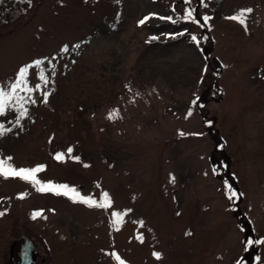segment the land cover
<instances>
[{"label":"rangeland","instance_id":"1","mask_svg":"<svg viewBox=\"0 0 264 264\" xmlns=\"http://www.w3.org/2000/svg\"><path fill=\"white\" fill-rule=\"evenodd\" d=\"M33 2L0 29V164L75 191L0 174V264L20 236L38 264H264V0Z\"/></svg>","mask_w":264,"mask_h":264},{"label":"trees","instance_id":"2","mask_svg":"<svg viewBox=\"0 0 264 264\" xmlns=\"http://www.w3.org/2000/svg\"><path fill=\"white\" fill-rule=\"evenodd\" d=\"M213 11L216 15L220 14L225 0H210ZM34 6L33 0H0V29L6 28L10 25H15L19 20L26 17L29 11ZM219 16V15H218ZM117 25L108 23L103 26H98L93 33L89 35L86 40H94L98 36H105L115 31ZM88 42V41H87ZM1 90V89H0ZM7 98V97H5ZM5 102L3 98V103Z\"/></svg>","mask_w":264,"mask_h":264},{"label":"snow or ice","instance_id":"3","mask_svg":"<svg viewBox=\"0 0 264 264\" xmlns=\"http://www.w3.org/2000/svg\"><path fill=\"white\" fill-rule=\"evenodd\" d=\"M247 11H251V9H248ZM243 15V13H240L236 16H233V17H230L231 19H234V20H239L240 23H244V20L241 18ZM186 18L188 19H191L192 18V12L189 11L186 13ZM148 19V17L145 18V20H142L140 21L141 24H143L146 20ZM170 19V18H169ZM207 19V18H205ZM193 39H195V37H193ZM66 50V49H65ZM40 62L37 61V64H39ZM27 69L24 68V69H21L20 71V76H21V79H23L24 77V74L26 73ZM19 85L18 84H14L12 85V88L13 90H15ZM5 93L0 90V112L3 111L4 109V103H3V98L5 97ZM69 151H71V149H69ZM57 159H62V156L58 155L57 156ZM41 169L40 168H36V169H19V171L15 170V169H12V168H5L3 167L2 164H0V174H3L5 176H9V175H12V176H18L24 180H30L32 181L33 183L37 184V185H40V188L39 190L40 191H54V192H57L58 194L63 192L64 194H67L68 192H74L75 190L74 189H69L67 185H53L51 183H48V184H40V181L36 180L35 179V173L40 171ZM233 195H235V193H233ZM82 202L84 203H87V204H95L94 201H91L89 199H86L84 197H81L80 198ZM105 200L107 201V194L105 193ZM98 207H105L106 205L101 203V204H98L96 205ZM0 215H2V213H0ZM35 215H40V213H36ZM35 218V216H34ZM157 256H159V254H157Z\"/></svg>","mask_w":264,"mask_h":264},{"label":"water","instance_id":"4","mask_svg":"<svg viewBox=\"0 0 264 264\" xmlns=\"http://www.w3.org/2000/svg\"><path fill=\"white\" fill-rule=\"evenodd\" d=\"M9 251L11 264H38L40 250L27 236L17 238Z\"/></svg>","mask_w":264,"mask_h":264}]
</instances>
